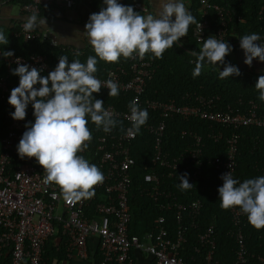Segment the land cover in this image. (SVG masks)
<instances>
[{
    "label": "built area",
    "instance_id": "2783aa9c",
    "mask_svg": "<svg viewBox=\"0 0 264 264\" xmlns=\"http://www.w3.org/2000/svg\"><path fill=\"white\" fill-rule=\"evenodd\" d=\"M61 2L65 7H72L76 0H28L22 4L25 18L37 14L42 5ZM122 4V0H118ZM199 17L191 28V35L198 44H203L211 36L228 42V26L233 20L243 21L239 14L211 0H195ZM131 6L141 15H148L147 5L134 1ZM257 14L264 20V2L260 5ZM25 18L21 19L12 34L23 41L38 39L56 44L46 30H24ZM215 19L214 25H212ZM235 36V43L240 46V36ZM264 41V35H260ZM229 43V42H228ZM62 47L77 52L76 47L70 44ZM0 50H3L0 48ZM5 51V50H3ZM27 64L40 70L41 76H47L58 64L51 65L44 54L33 53L28 56L14 54L4 57L0 51V61L8 70L12 66ZM155 65L152 57L140 58L134 54L128 58L127 67L115 66L103 68L101 73L94 75L102 82L100 92L109 90L106 81L117 83L119 90L131 93V99L137 100L140 108L156 112L161 118L156 121H147L141 127L153 137L152 168L143 172V184L138 188L139 194L152 200L154 207L159 211L152 219V228L140 235L131 234L130 203V171L135 165V158L131 147L136 137L133 130L128 129L132 124L128 119L130 115L128 105L125 109H117L111 104L104 108L113 114V118L123 121V128L113 129L103 133L96 139L94 154L100 170L104 174V181L95 186L101 190L99 200L82 199L79 202L68 203L61 195L59 186L45 184L46 173L33 162V158H23L18 154L17 146L23 133L27 130L29 121L15 120L10 113L15 109L8 100L11 90L15 86L8 77V73L0 75V101L4 105L6 129L0 138V252L9 249L10 264H46L43 259L46 244L55 236L60 240L57 231L60 230L66 256L77 259L83 264L91 261L88 252V242L95 238L99 251L98 264H137V258L145 260V264H187L181 254V246L185 242L186 227L199 228L197 219L201 211L198 199L187 202L179 201L172 191L160 188L161 179L158 169L164 167L169 176L175 171H187L189 181L201 175V136L192 133V145L181 153L169 156L163 150V135L165 122L163 118L177 115L182 119L198 117L215 123L221 129H214L208 136L217 141L223 137V156L214 155L209 162L217 170L219 179L224 173L231 172L235 179L236 156L238 153V129L243 125H252L264 128V103L254 98L231 106L226 104L218 106V96L195 94L186 92L182 96L183 102L172 98L158 100L143 96L148 80L154 74ZM37 88L39 85L36 86ZM99 92V93H100ZM29 106V105H28ZM28 108V107H27ZM27 110V109H26ZM229 129L224 134L222 129ZM88 144V142H86ZM264 175V159L262 163ZM239 180V179H237ZM91 214H88L89 210ZM232 228L230 236L233 238L235 249L232 264H249L254 257L255 264H264V257L254 255L246 247L243 232L244 221L247 219L238 207L229 209ZM169 219L173 229L167 225ZM214 223L206 224L197 235V241L203 252V264H219L213 259L215 248ZM198 251V249H196ZM90 258V259H89Z\"/></svg>",
    "mask_w": 264,
    "mask_h": 264
},
{
    "label": "clouds",
    "instance_id": "9594fccd",
    "mask_svg": "<svg viewBox=\"0 0 264 264\" xmlns=\"http://www.w3.org/2000/svg\"><path fill=\"white\" fill-rule=\"evenodd\" d=\"M104 4L106 7L91 14L85 25L87 41L95 52V56H89L86 63L79 59L69 63L68 57L62 55L58 65L47 76H41L36 67L21 64L19 60V66L12 70V74L20 79L19 86L11 90L8 100L15 109L10 115L15 120H24L26 109L32 104L35 117L34 123L26 125L27 130L17 146L18 154L21 159L34 157L45 170L44 183L59 186L62 198L68 203L93 198L95 186L105 179L98 166L78 154L92 139L86 117H90L97 129L102 127L105 133L120 123L104 108V102L93 96L102 88V82L94 75L98 71L97 57L108 63L118 62L121 56L131 58L134 54L141 59L147 53L162 58L165 50L186 36L189 26L196 23L183 0H159V12L146 16L118 0H104ZM46 27L44 17L38 18L34 14L25 18V31ZM8 43V38L0 31V44ZM240 47L245 54V64L251 66L257 58L264 62V42L259 34L240 37ZM232 50L228 42L215 36L204 40L199 51L191 52L196 57L193 78L201 75L205 63L223 66V71L219 69L220 79L241 75L237 66L225 61ZM0 51L4 57L14 55V51ZM105 83L110 97L119 95L117 83L112 80ZM255 89L259 93L258 99L264 101V75L258 77ZM128 108V119L132 124L128 133L133 130L139 133L149 113L140 108L137 100L131 101ZM178 179L177 187L181 191L194 186L189 183L187 173ZM221 179L223 185L218 188L220 207L225 210L238 207L246 214L251 226L257 230L264 229V176L240 182L228 172Z\"/></svg>",
    "mask_w": 264,
    "mask_h": 264
},
{
    "label": "trees",
    "instance_id": "16d2710c",
    "mask_svg": "<svg viewBox=\"0 0 264 264\" xmlns=\"http://www.w3.org/2000/svg\"><path fill=\"white\" fill-rule=\"evenodd\" d=\"M14 2H20L21 4L27 3L28 0H13ZM136 0H122V4L131 6V3ZM212 2L228 7L233 14H239L243 17L242 22L233 20L229 23V34L238 35L242 37L246 34L257 33L264 35V20L260 19L257 11L264 0H211ZM91 7L101 8L106 7L104 0H90ZM42 7V6H41ZM40 7V9H41ZM97 9V8H96ZM191 14L197 20L199 12L195 1L192 2V6L189 10ZM215 19L212 25H214ZM193 24L189 26L188 33L185 36L187 43L183 44L182 40L174 43V46L165 50L162 58H155L152 53H147L145 56L152 57L155 65V71L150 80L147 81L143 96L158 100L176 99L178 102H183L182 96L186 92H192L202 95H216L218 100L216 104L218 106H224L229 104L231 106H237L240 100L245 102L250 98H254L260 103L258 99V91L255 89V84L260 75H264L263 72L248 70L240 68L241 75H233L229 78L220 79L219 69L223 71V66L218 67L205 63L202 73L199 77L193 78L192 72L195 67V59L191 52L199 51L203 44H198L194 41L191 35V28ZM13 32V31H12ZM12 32L5 35L9 43L7 45L0 44V48L5 51H14V54L28 56L33 53H42L46 56L47 61L51 65L59 63V56H67L69 63L73 60L79 59L82 63H86L89 56H95V52L92 46H84L83 48H77V52H72L61 45L51 44L46 41H40L33 39L29 41H23L20 38L13 36ZM97 73H101L103 68H110L115 66L128 65V58L121 56L118 62L108 63L100 60L97 57ZM226 62L234 64V61L225 57ZM236 66V65H235ZM17 66H12L8 72L5 64L0 61V75L8 73L9 80L17 86L19 84V76L13 75L12 70ZM93 96L97 99H101L104 105L111 104L117 109H125L131 99V93L119 90V95L115 97L109 96V90H104L100 93H93ZM149 113L147 121H156L161 119L156 112L146 109ZM4 105L0 101V138L3 136L6 129ZM26 118L29 121H35L34 108L32 104H29L26 110ZM88 119V128L91 132L92 139L88 141L87 148L78 153L83 155L91 164H95L100 168L97 162V156L94 154V147L96 139L99 135L103 134L102 127L97 129L96 125ZM120 123L114 129H119L123 126V121L114 118ZM165 122V129L163 135V150L169 155L174 156L186 148L192 145L191 134L196 133L201 136L202 148H201V175L195 180L189 181L194 186L186 191H181L177 185L180 183L178 177L187 171H175L172 176L168 175L167 170L164 167L158 169L159 177L161 179L160 188L165 191H172L176 198L181 202H187L193 199H198L201 203V212L197 219L199 221V228L187 226L185 232V242L182 244L181 254L183 255L187 264H203V248L200 247L197 241V235L201 229L208 223H214L215 230V248L213 253V259H218L219 264H232L234 259L235 244L233 238L230 236V230L232 228L231 215L228 210L220 207L218 188L222 186V181L219 179L218 172L210 164L209 160L214 155L223 156L224 140L223 138L214 141L208 136V133L214 129H221L215 123H211L207 120L190 117L188 119H182L175 115L168 118H163ZM224 134L229 129H224ZM238 139V153L236 156L235 176L240 182H243L249 178H255L262 175V163L264 159V128L252 125H243L239 128ZM152 143L153 137L148 134L144 129H140L139 133L136 132V137L131 147V153L135 158V165L132 166L130 171V203H131V222L129 225V231L131 234L140 235L142 232L150 230L152 228V219L155 215L160 213L154 207L152 200L139 194L138 188L142 186L143 172L152 168L150 165V159L152 156ZM26 158V157H24ZM33 162L38 168L41 167L33 157ZM189 177V175H188ZM189 179V178H188ZM101 190L95 189V196L93 201L99 200ZM89 210V209H88ZM91 214V211H88ZM168 215L167 225L170 229H173V224ZM243 232L245 235L246 247L254 255L260 254L264 257V229L257 230L251 226L248 219L244 221ZM57 234L59 238L58 247L50 249L48 244L45 246V252L43 253V259L46 264H50L52 256L60 257L61 259L69 260L66 256L65 248L63 246L62 237H60V230ZM217 237V238H216ZM217 241V242H216ZM198 249V251H196ZM91 261L88 264H98L99 251L96 248L93 250ZM89 252V251H88ZM215 256V257H214ZM11 256L9 249H3L0 252V264H10ZM249 264H255L254 257L250 259Z\"/></svg>",
    "mask_w": 264,
    "mask_h": 264
},
{
    "label": "crops",
    "instance_id": "0c3cea01",
    "mask_svg": "<svg viewBox=\"0 0 264 264\" xmlns=\"http://www.w3.org/2000/svg\"><path fill=\"white\" fill-rule=\"evenodd\" d=\"M137 2L147 5L149 13L156 15L159 8V0H136ZM195 0H183L185 6L190 10L192 2ZM97 8V9H96ZM96 8L91 7L90 0H76L72 7H65L61 2H54L50 5H42L37 15L38 18H46L47 27L38 28L46 30L50 36L54 39L57 45L70 44L76 48H83L84 46H91L86 38L85 25L89 21V17L93 13H98L101 10V6ZM25 11L22 9L20 2H14L13 0H0V31L5 35L10 34L17 23L25 18ZM174 19V17H173ZM183 44L187 43L186 37H182ZM228 42L232 46V53L234 59L228 54V59L234 61L237 67L260 71L264 73V62H260L259 59H254L251 66L244 63L245 54L243 49L235 43V36L233 34L228 35ZM264 42V41H262ZM60 241L55 236L47 244L50 249L58 247ZM89 257L94 252L97 243L95 238H91L88 243ZM50 264H83L77 259H61L57 256H52ZM90 259V258H89ZM89 262V261H88ZM137 264H145V260L141 257L137 258Z\"/></svg>",
    "mask_w": 264,
    "mask_h": 264
},
{
    "label": "bare ground",
    "instance_id": "6f19581e",
    "mask_svg": "<svg viewBox=\"0 0 264 264\" xmlns=\"http://www.w3.org/2000/svg\"><path fill=\"white\" fill-rule=\"evenodd\" d=\"M175 116V115H174ZM168 118V117H167ZM198 118V117H197ZM219 126V125H218ZM223 130V129H222ZM239 130V129H238ZM223 132H224V130H223ZM223 138V137H222ZM203 140V139H202ZM201 212V211H200ZM217 238V237H216ZM217 242V241H216ZM89 243V242H88ZM90 249V248H89ZM89 251V250H88ZM90 252V251H89ZM215 257V256H214ZM216 260H218L217 258H216Z\"/></svg>",
    "mask_w": 264,
    "mask_h": 264
},
{
    "label": "rangeland",
    "instance_id": "374dc122",
    "mask_svg": "<svg viewBox=\"0 0 264 264\" xmlns=\"http://www.w3.org/2000/svg\"><path fill=\"white\" fill-rule=\"evenodd\" d=\"M229 55L231 56L232 59H234V55L232 52Z\"/></svg>",
    "mask_w": 264,
    "mask_h": 264
}]
</instances>
